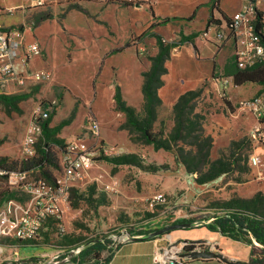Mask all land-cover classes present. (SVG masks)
Returning <instances> with one entry per match:
<instances>
[{
  "label": "crops",
  "instance_id": "obj_1",
  "mask_svg": "<svg viewBox=\"0 0 264 264\" xmlns=\"http://www.w3.org/2000/svg\"><path fill=\"white\" fill-rule=\"evenodd\" d=\"M211 1L0 0V27H23L27 43L38 41L43 50L42 55L35 56L29 61L28 67L25 68L17 62L16 69L20 72L27 69L48 70L51 73V78L43 83L30 81L23 86L9 83L6 95L30 93L34 91L35 86H40L36 95L42 100L56 98L57 93L63 90L62 104L58 106L57 114L50 126L54 127L61 121L57 116L63 110L66 101L77 106L78 113L77 118L64 127L59 136L67 142L80 135L83 132L84 121L91 111L90 113H93L101 124L105 156L137 154L146 166L154 164L156 167L167 168L148 177L149 174L144 173L141 167L131 165L120 167L122 169L120 173L125 174V171L131 170L127 172L134 175L131 178L133 183L139 181L145 188L147 183L150 184L143 192L145 194L135 196L134 200L143 201L148 200L149 195H152L151 198L163 195L167 201L166 195L178 190L182 182L183 185L189 184L190 181L186 178L188 170L180 163L175 152L156 150L151 145L142 148L135 144L129 131L123 127L126 124V115L116 109L115 96L120 93L128 106L143 113L144 73L152 66L151 58L159 53L157 36L172 42L179 39L181 34L185 36L197 34L194 42L185 43L171 50L165 62L166 71L161 76V84L157 88L161 105L160 109L156 110L154 128L162 124V122L159 124L162 121L160 119L162 113L164 115L173 113V120L170 121L175 125L173 111L181 97L203 87L204 93L205 85L211 82L215 74H222L234 56L235 42L234 45L227 46V57L221 61L222 64L219 62L221 51L218 45L221 41L217 38V31L225 29L227 32L225 41L232 39L228 20L221 13L231 20L234 14L251 0H217L218 9L214 10L210 7ZM126 2L135 3L126 5ZM258 8L264 14V0L259 1ZM44 11H49L51 17L35 23L32 19L33 14ZM211 18L217 22L209 26ZM165 19L170 21L163 23ZM133 39L138 40L133 43ZM128 43L131 44L127 46ZM212 85L216 89L219 86L215 83ZM227 90L225 95L228 96V102L234 110L231 111L223 104L221 107L226 111V124L213 126L211 129L203 127L205 134L212 138L213 143L214 139L217 143L221 138L222 146L228 145L234 139L246 140L249 143L248 155L255 148L258 153H262V148L257 146L254 135L257 129L264 128V120L259 121L251 112L243 109L242 104H234ZM218 124L215 122V125ZM219 129L223 136L218 138L216 133ZM106 164L98 160V166L94 167L90 174L99 180V188L110 194L113 193L112 190L117 191L118 182H112L106 176L108 170ZM257 182L260 184L258 191L264 192V181ZM164 237L193 242L207 241L215 248H207L204 252L220 253L230 261L243 264H257L251 263L257 257L252 255L250 245L225 237L220 232H213L204 225L176 229L152 239L124 242L114 251L110 264H153L157 242ZM190 264L227 263L216 257L193 259Z\"/></svg>",
  "mask_w": 264,
  "mask_h": 264
},
{
  "label": "rangeland",
  "instance_id": "obj_2",
  "mask_svg": "<svg viewBox=\"0 0 264 264\" xmlns=\"http://www.w3.org/2000/svg\"><path fill=\"white\" fill-rule=\"evenodd\" d=\"M130 3L133 5L135 2ZM45 13H49V11L41 13L35 12L32 19L36 22V19L40 18ZM136 40L138 39H133V43L136 42ZM228 45H234V41L228 39L225 42H219L218 47L219 51H221L219 52L220 63L227 57ZM223 74L224 71L222 74H215L211 82L207 83L205 92L199 93L198 97L191 102L192 109L186 110L185 119H191L196 122L197 129L199 130L201 125L204 129L206 127H210L211 129L213 126L218 127L226 124V111L221 107L223 104H226L231 111L234 110L230 102L231 106L227 104L228 96L225 95L227 89L224 90L221 86L217 85L216 89L212 85V83L216 84L215 79L219 78V76H223ZM228 85L227 87L229 88L227 91L234 104H242L248 98L254 97L262 89H260V86L252 84L235 86L232 81H230ZM39 89L40 86H35L32 92L19 94L24 95V98L13 104L0 102V160L4 159L7 161L6 167L8 168H5L6 171L22 170V167L16 165V163H21V161L24 160L20 152L21 144L33 111L42 103H49L51 105L53 103L54 107L59 104L61 106L62 104L63 90L57 93L56 98L41 100L36 95ZM52 100L55 101L53 102ZM74 106L75 105H72L69 101H66L62 107L63 110H61L57 116V119H61L59 124L67 119H71V124L77 118L78 109L77 106ZM161 115L162 117L160 119H162V121H160L159 124L161 122L162 124L158 125V128L155 127L154 130L161 133L162 137L160 139L167 141L171 135L175 134L174 123L170 121L173 120V113L169 115H164L162 113ZM197 116L202 117V119H198L199 121H197ZM215 122L219 124L215 125ZM191 131H194V129ZM216 134L218 138L223 136L222 133H220V129ZM192 135L198 134L194 131ZM201 135L202 134L199 132V136ZM220 139L217 143H215L214 139L210 159H221L224 163H230L229 173L222 175L214 182L203 185L198 184L196 179L203 178L209 170L205 165L206 161L204 155H206V149L202 148L199 151L193 149L190 145L197 140L185 133L184 137L174 142L173 146L178 154H180L181 160H186L189 163V170L191 172L187 169L188 176L186 175V178L190 182L189 184H184L188 187H185L182 182L178 190L171 195H166L167 201L165 203L153 205H151L150 202L152 195L148 196V200H134L135 196L145 194L143 192L150 186L149 183L146 184V188L143 187L139 181L133 183L131 178L134 175L127 172L131 170L125 171V174L122 172V174L120 172L123 166H115L103 160L105 154L101 155L98 160H101V162L103 161L105 164L107 163L108 170L106 176L111 179L112 182H118V186L116 187L117 191L112 190L113 193L109 194L107 191L102 190L98 186V183L100 184L99 180L91 176L93 181L96 180L92 183L97 186L88 187L86 192H84L85 194H76L72 195V198L70 197V207L67 209L64 219L66 228L65 235L60 234L58 226L54 222H49L35 241L18 243L15 240L2 239L0 240V264L36 263L44 255L51 256L56 254L59 250H71L70 247L77 248L84 244H90L99 240L107 242V247L111 250L110 247L113 241L120 239L122 235H147L179 224L178 221L184 219L192 220L203 226L207 225V223H211L212 218L215 216L225 214L228 207L226 204H235L234 200L239 199L238 202H263L264 198L258 191L260 189V184L254 180L248 165V141L234 139L228 145L222 146L223 143ZM86 142L88 145H92L93 138L87 136ZM103 144L105 147L104 142ZM135 144L142 148L148 146L137 141ZM96 166H98L97 163H95L92 169ZM145 167H150V169H152L149 171V169L143 168L144 173L149 174L148 177H150V175H155L161 169H167L166 166L156 167L154 164H147ZM33 176L34 178L45 180V177L38 171L33 172ZM166 179L167 178H164V180ZM113 187L115 188L114 183ZM3 191L13 193L16 199L20 201H25L28 198L25 194L12 190L6 178L0 177V192ZM72 193H74V191L71 192V194ZM168 233L169 232H164L162 235ZM248 241H252V243L245 242L252 247V251L256 249L257 252H260V250L263 249L262 246L253 239L250 238ZM67 245H70V247ZM255 256L257 257L256 259L259 258L258 253ZM261 264H264V260Z\"/></svg>",
  "mask_w": 264,
  "mask_h": 264
},
{
  "label": "built area",
  "instance_id": "obj_3",
  "mask_svg": "<svg viewBox=\"0 0 264 264\" xmlns=\"http://www.w3.org/2000/svg\"><path fill=\"white\" fill-rule=\"evenodd\" d=\"M259 1L247 2L241 10L234 14L228 25L230 37L234 40L236 49L234 56L239 68L252 67L258 62L264 63V27L258 29ZM225 29L217 31L219 41H224ZM42 46L38 41L27 43L24 30L20 27H0V95L8 93V84L19 86L33 83H43L51 78L48 70L20 72L15 64L18 62L25 68L35 56L42 55ZM224 90L232 81L230 78H216ZM54 104L39 106L33 111L21 144L23 159L29 160L37 155V144L43 134V125L49 119ZM243 109L251 112L259 121L264 120V89L254 97L242 103ZM87 136L93 138L92 145L87 144ZM254 140L262 148H257L248 155V165L254 180L264 181V128L256 130ZM106 152L101 139V124L93 113H89L83 124V133L66 142L60 154V169L54 182L34 178L30 172L6 171L0 169V177H5L12 190L25 194V201L10 199L0 207V240L35 241L46 223L53 219L61 235H65L64 219L70 207V194L73 189L85 188L95 182L90 171L101 155ZM264 194V192H263ZM151 205L165 203L163 195H155L150 199ZM137 235V234H135ZM133 235H122L114 240L110 249L116 251L121 241ZM1 247V246H0ZM83 246L62 249L54 255H44L31 264H65L78 255ZM215 246L207 241L193 242L189 240H173L164 237L155 247L153 264H190L192 253L204 252Z\"/></svg>",
  "mask_w": 264,
  "mask_h": 264
},
{
  "label": "trees",
  "instance_id": "obj_4",
  "mask_svg": "<svg viewBox=\"0 0 264 264\" xmlns=\"http://www.w3.org/2000/svg\"><path fill=\"white\" fill-rule=\"evenodd\" d=\"M126 5H131L130 2H126ZM211 9H218V1L212 0L210 3ZM223 17L228 20V25L231 24V20L228 17L221 13ZM258 17V29L264 27V14L259 12ZM50 13L43 14L40 18L36 19L35 23L40 22L41 20L50 18ZM170 19L163 20V23L169 22ZM213 18L209 20L208 25L215 23ZM23 29V27H21ZM197 37V34H192L190 36H185L181 34L179 39L167 42L161 36H157V45L159 48V53L157 56L151 58L152 66L149 71L144 73L145 82L143 87V92L145 95V106L143 113L137 112L134 108L128 106L125 101L122 99L121 94L117 93L115 96L117 110L123 112L126 115V124L123 126L130 133L131 139L134 142H141L145 145H151L156 150H166L175 152L178 156V159L185 167L189 170V163L186 160H181L180 154L175 150L173 144L174 142L181 140L184 137V134H189L192 138L197 141L190 146L193 149L201 150L202 148L206 149L205 165L209 168L208 173L203 178H197L196 181L198 184H208L216 181L222 175L229 173V164L224 163L221 159L211 160V150L213 147V140L210 136L206 135L203 129V126H200V130L197 129L196 122L191 119H185L186 110L192 109L191 102L194 101L199 95L203 92V88L189 92L181 97L179 102L174 107L175 115V129L174 135H171L167 141L160 139L161 133L154 130V122L156 121V110L161 105V101L157 96V88L161 84V76L165 73V62L170 56L172 49L182 46L185 43H192ZM131 43H128L129 46ZM224 77L230 78L235 86H241L244 84H256L260 85L264 89V63L258 62L252 67H247L241 69L236 63V57L233 56L232 59L227 63L224 70ZM206 87V85H205ZM201 95V94H200ZM24 98V95H0V102L6 104H13L20 101ZM229 104V102H227ZM49 103H42L46 105ZM60 105V104H59ZM58 105V106H59ZM58 106H52V111L50 113L49 119L43 125V134L40 138L39 143L37 144V155L29 160H23L21 163H16L22 167V172H30L33 175V172L38 171L41 173L45 180L49 182L55 181V176L60 169V154L66 146V142L59 135L64 127L70 124L71 119L63 120L60 124L51 127V121L57 113ZM190 114V113H189ZM202 119V117L197 116L196 120ZM198 135H192L194 131ZM199 132L202 134L199 136ZM205 135V136H204ZM187 137V136H185ZM103 160L114 164L115 166H137L141 168H147L149 171L150 167H145L143 160L135 154H126L116 157H103ZM7 161L4 159L0 160V169L6 170L8 167ZM6 168V169H5ZM189 172H191L189 170ZM97 185L92 183L88 184L85 188L73 189L72 195L85 194L86 189L89 187H96ZM264 198L263 192H260ZM10 199H16L13 193L0 192V207ZM239 200V199H238ZM234 200L235 204H226L227 210L223 215H217L212 218V221L206 226L209 230L213 232H220L223 236L236 241H243L252 243L248 241L250 238L253 239L256 243L262 246L263 249L260 252H257L256 249H253L252 255H257L258 259L252 260L251 263H261L264 260V199L263 202L257 201H239ZM210 220V219H207ZM49 222H56L51 219ZM192 220L184 219L178 221V223H192ZM45 225V226H46ZM59 230V228H58ZM18 243H29L23 241H17ZM70 247V245H67ZM72 248V247H70ZM113 251L109 250L107 247V242L102 240L92 242L90 244H84L81 252L72 257L65 264H110Z\"/></svg>",
  "mask_w": 264,
  "mask_h": 264
},
{
  "label": "water",
  "instance_id": "obj_5",
  "mask_svg": "<svg viewBox=\"0 0 264 264\" xmlns=\"http://www.w3.org/2000/svg\"><path fill=\"white\" fill-rule=\"evenodd\" d=\"M201 226L200 224H197L195 222H192V223H179V224H176V225H173V226H170V227H167L161 231H156V232H153V233H150V234H139V235H133V236H130L129 238H126L124 239L123 241H121L118 245V247L123 244L124 242H127V241H137V240H145V239H152V238H156V237H159L160 235H162L164 232H171L173 230H176V229H182V228H193V227H199ZM191 257L193 259H200V258H220L222 261H224L225 263L227 264H243L241 262H235V261H230L228 259H226L222 254L220 253H214V252H195V253H192L191 254ZM21 262V261H20ZM18 262V263H20ZM22 263V262H21ZM3 264H6V263H3Z\"/></svg>",
  "mask_w": 264,
  "mask_h": 264
}]
</instances>
